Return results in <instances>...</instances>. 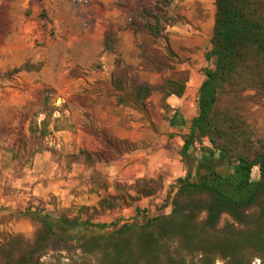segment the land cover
I'll return each mask as SVG.
<instances>
[{
  "label": "trees",
  "instance_id": "trees-1",
  "mask_svg": "<svg viewBox=\"0 0 264 264\" xmlns=\"http://www.w3.org/2000/svg\"><path fill=\"white\" fill-rule=\"evenodd\" d=\"M135 1L133 7L120 1L116 4L124 11L125 30L135 40L143 36L153 45L163 41L165 55L154 60L151 45L145 43L138 47L139 58L149 62L157 74H170L160 84L130 86L133 68L122 59L117 32L109 30L102 46L103 52L114 57L111 93L120 94L130 87L131 95L142 105L158 93L159 107L171 112L167 99L182 98L190 80L189 72H176L169 64L178 61L167 37L168 29L177 24L168 12L173 0ZM41 2L36 0L37 4ZM213 6L210 47L204 56L213 68L203 70L204 81L196 97L197 116L188 127L178 112L167 119L171 128L187 130L179 150L186 176L177 183L170 212L73 241L72 251L79 252L81 258L71 259L70 264H264V134H257L245 119L249 102H264V0H213ZM39 17L47 18L45 10ZM52 93V89L40 93L25 132L0 128L1 168L14 171L39 154L54 153L49 138L60 131L57 123L65 106H56ZM117 102L122 104L124 100L119 97ZM39 117L42 120L38 121ZM97 136L105 152L79 149L70 156L75 159L73 163L108 164L137 150L135 144L117 139L106 130L97 131ZM193 150L222 157L229 171L211 172L203 181L196 179ZM254 170L258 171L256 181L252 179ZM155 191L147 186L143 197ZM99 207L112 210L119 207V202L116 197H108L100 201ZM135 211L138 217L140 210ZM29 216L42 227L30 240L11 235L0 239V264H44L42 259L52 247L67 243L51 223L34 213ZM68 226L99 230L109 227L92 226L89 221Z\"/></svg>",
  "mask_w": 264,
  "mask_h": 264
},
{
  "label": "rangeland",
  "instance_id": "rangeland-1",
  "mask_svg": "<svg viewBox=\"0 0 264 264\" xmlns=\"http://www.w3.org/2000/svg\"><path fill=\"white\" fill-rule=\"evenodd\" d=\"M46 1L37 4L36 0H0V15H4L0 21V128L25 132L45 89L53 90L56 106H65L57 123L60 131L49 138L54 153L39 154L14 171L1 168L0 155V239L10 235L32 239L42 227L35 217L29 216L34 213L51 223L67 241L52 247L42 262L70 264L71 259L81 258L79 252L72 251L73 241L97 232L111 233L121 225L141 223L145 218L170 212L169 204L180 179H171L167 160L178 149L171 140L167 122L172 113L159 107L158 93L143 105L135 101L130 87L120 94L111 93L113 72L103 68L105 62L94 60L87 53L86 48L93 42L83 39L94 11L81 1L65 0L58 1L56 8L52 6L54 10L49 15L46 4L51 2ZM120 2L133 7L136 1ZM41 10H45L47 18L39 17ZM168 12L177 20L167 31L168 44L178 56V61L169 63L170 66L176 72L187 71L204 80L203 70L213 68L212 62L204 58L214 23L213 0H173ZM145 43L151 45L154 60L165 55L163 41L153 45L148 38L138 36V53L134 56L137 60L130 65V86L160 84L170 74L165 71L161 76L149 62L140 60L138 47ZM93 74L100 79L94 81ZM119 97L124 103L117 102ZM247 108L246 121L257 134H264V102H249ZM179 114L184 116V112ZM196 114L195 109L187 113V124ZM123 128L128 130L129 139L125 140L135 144L136 151L108 164L73 163L75 159L70 156L79 149L105 152L97 131L106 130L122 140L126 137L120 133ZM174 135L182 137L179 133ZM252 179L258 180L257 170ZM147 186L156 191L143 197ZM108 197H116L119 207L102 210L99 203ZM136 208L140 210L138 217ZM86 221L92 226L109 227L99 230L68 226Z\"/></svg>",
  "mask_w": 264,
  "mask_h": 264
},
{
  "label": "crops",
  "instance_id": "crops-1",
  "mask_svg": "<svg viewBox=\"0 0 264 264\" xmlns=\"http://www.w3.org/2000/svg\"><path fill=\"white\" fill-rule=\"evenodd\" d=\"M51 4H49V2ZM58 1H65V0H47L48 4H46V9L51 15L50 12H53L54 7L56 8ZM75 2H82L84 7H89V10L93 12V17L90 20L89 25L86 28L84 38L91 43L90 47L86 48L88 54L94 57V60L98 59L102 62H105V66L103 67L108 72H113V62L114 57L112 54L103 52V39L105 34L109 30H114L117 32V38L119 40V50L122 56V59L126 65H133L136 62V58L134 57L137 52V46H135V39L130 31L125 30L126 26V19L124 15V11L121 9H117L115 5L121 0H73ZM84 3V4H83ZM49 6V7H48ZM54 6V7H52ZM93 10V11H92ZM71 17V14H68ZM3 16L0 15V21H3ZM63 17L69 19L67 14H62ZM6 17V16H5ZM51 18V17H50ZM52 19V18H51ZM92 24V25H91ZM78 65L86 68L84 63L77 62ZM91 65V64H90ZM36 75H38L36 73ZM97 77V78H96ZM100 76H96L93 74V79H100ZM105 79V78H104ZM105 81V80H102ZM204 80L200 81L194 73H191L189 83L187 84L185 95L182 98L177 97H170L167 99L166 104L171 109L172 115L175 112L183 113L184 116L182 119L186 122L187 127L191 124H187L188 117L186 116L188 112H191L195 109L197 111L196 106V97L198 90ZM161 96L159 97L160 100ZM197 116V114L191 119ZM126 129H121L120 133L122 135H126V137H122V140L129 139L127 136ZM169 133L175 134L179 133L182 136L187 133L185 129H175L171 128ZM182 137L175 135V137L171 140L172 142L177 145L178 152L173 156L171 160H167L168 164L170 165V173L171 179H183L186 176V167L182 162L181 157L179 156V150L181 149L183 142ZM205 146H209L207 142L204 143ZM39 160V158H37ZM191 160L193 164V170L197 172L199 175L198 180H205L211 172H218L220 174H225L229 171L230 166L229 164L220 156L215 155L214 157H209L207 154H203L199 150H193L191 153ZM194 171V172H195ZM193 176H196L193 174Z\"/></svg>",
  "mask_w": 264,
  "mask_h": 264
}]
</instances>
